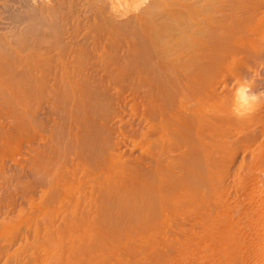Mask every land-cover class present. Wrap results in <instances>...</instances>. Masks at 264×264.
Here are the masks:
<instances>
[{"label":"bare ground","instance_id":"obj_1","mask_svg":"<svg viewBox=\"0 0 264 264\" xmlns=\"http://www.w3.org/2000/svg\"><path fill=\"white\" fill-rule=\"evenodd\" d=\"M61 1L31 9L49 38L0 34V258L15 248L27 263L114 264L121 247L138 264L159 257L169 218L231 228L221 172L240 147L264 143V105L244 100L250 64L264 62V0L131 14L91 0L81 35L68 10L56 15ZM125 100L142 107L129 124L137 152L121 137ZM234 248L232 263L245 264Z\"/></svg>","mask_w":264,"mask_h":264},{"label":"rangeland","instance_id":"obj_2","mask_svg":"<svg viewBox=\"0 0 264 264\" xmlns=\"http://www.w3.org/2000/svg\"><path fill=\"white\" fill-rule=\"evenodd\" d=\"M47 1L43 0V2H42V0H38V1L37 0L36 1L35 0H0V34H3V36H5L6 34L7 35L9 34L7 36V39H8V37L11 38L14 36L16 37L18 35L19 36H23V35L24 36H26V35L31 36L33 34H36L37 32H38L37 34H39V35H42V34L45 35L46 34L45 36L47 37V35H48L47 33H49L48 32L49 28H44L41 26V21L37 17V15H35L36 13H34L33 10H32L33 14L31 15V9L34 8L35 4H41L40 2H42V3H50L51 2V4L53 2L55 4L57 0H47ZM59 1H61V0H58V2ZM92 1L91 0H65V1L63 0L59 4L57 2V5H58L57 9H61V11L57 10V11H59V13L57 12L58 14H56V15H58V17L60 19H61V17L62 18L64 17L65 21L69 17L68 18L70 20L68 22L69 29L73 28L75 30V28H77V30L79 29L78 33L81 32L82 34H84V32L86 31V28H87L85 25H87V22H88L86 20L91 19L93 16L92 14L94 12L93 11L94 4L92 5V3L95 0L93 2ZM113 1L115 2V4L116 3L118 4V8H120V9L122 8L123 10L126 9V10H124V13L126 11H128L129 14H131V10L133 13L134 12L136 13L137 10H138L137 12H140L141 10L144 9V6L146 8H148V7L150 8V6L154 7L155 4L157 3L158 7L161 6L162 8H164L165 6L170 5V3H172L173 1H175V2L181 1L182 2L185 0H177V1L176 0H173V1L172 0H159V1L158 0H146V1L144 0L145 3H144V1L141 2L142 4L140 3L143 6V8H142V6H140V4H138V6L134 5V7H132L133 6L132 4H134L132 2L134 0H113ZM127 1H128V3H126ZM65 2H66V4H65ZM61 3L64 4L63 6L65 8L62 5H60ZM148 3H150V4H148ZM67 4H69V5H67ZM117 4H116V7H117ZM71 5H72V8L69 9V7H71ZM60 6H62V8ZM67 6H69V7H67ZM91 6L93 7L92 9H91ZM124 6H126V7H124ZM128 6H130V7H128ZM138 7H139V9H138ZM88 8H90L93 11V12H91L92 14H90L91 17H90V15L88 16V14L91 11ZM133 8H135V9H133ZM129 9H131V10L129 11ZM61 12L64 14H62ZM121 12H122V10H121ZM128 12H127V14H128ZM67 14L69 16H67ZM75 14L77 17L75 16ZM86 14H87V16L85 17ZM33 15L36 19L33 18ZM71 15H74V16L71 17ZM26 16H29L27 18L32 19V20L30 19L31 23H30V21H28L29 19H27ZM65 16H67V18ZM79 17H81V18H79ZM85 18H88V19H85ZM73 20H74V22H73ZM76 20H79V21H76ZM26 21H28V22L26 23ZM34 21H36V22L40 21V22L37 25L36 22L34 24ZM23 22H25V23H23ZM75 22L78 24H81V23L82 24L80 26L78 25V27H77L76 25H74V24H76ZM28 24H30V25H28ZM31 24L33 27L31 26ZM27 25H28V27H27ZM63 25H65V23ZM74 26H75V28H74ZM40 27H41L42 31H40L41 30ZM65 27L66 26H63V29ZM21 28L22 29L24 28L25 31L27 30L26 31L27 34L25 33L24 29L21 30ZM29 28H31L29 31H31L32 34H30V32H28ZM33 28L35 29V31H33L34 33L32 32V30H34ZM18 29H20V30L18 31V33H16L15 31ZM44 29H45V31H44ZM71 29H70V31H72ZM23 31H24V34L22 33ZM14 33H15V35H14ZM81 33H79V34L81 35ZM47 38H49V37H47ZM12 39H14V38H12ZM260 64H262V65H260ZM262 69L264 70V62H259V61L254 62V63H251L249 66L248 70L250 73V77L247 79L248 82L246 83L245 93H244L245 94L244 100H245V102L249 101V105L250 104L251 105L253 104V106L264 105V80H263L264 75L262 74V73H264V71ZM260 71H262V72H260ZM262 75H263V77H261L262 79L258 78ZM254 76H256L257 78ZM251 78L253 80V83L249 82V81L252 82ZM256 79H259L261 81L256 80ZM249 84H250V86H249ZM251 84H254V85L252 86ZM127 96H128V94L126 95V97ZM126 100L130 101L129 96H128V98H126ZM126 100L122 104L124 110H123V108H121L122 109L121 113L123 114V116L121 114V116L123 117L122 118L123 119L122 120V122H123L122 127H123L124 132H125V135L121 134V135H123L121 137H124V138L126 137L125 141L122 138L123 144L126 142L125 145H128L130 148L135 147L136 149H134V148L133 149L135 151L136 150L138 151V149L141 145L140 141H142V139H140L141 138L140 136H139V138H138V136H135L136 138L132 137L133 136L132 130L130 128L131 125H129V124L136 126V123H138L137 121H139V119H140L139 116L142 114V107L139 104L140 105V111L136 110L138 108V105H137V108L136 107L133 108V106H132V108H131L132 110H131V109H129L131 107V104L128 103V101L126 102ZM262 102H263V104H262ZM124 103L127 106L124 105ZM124 132H122V133H124ZM258 139H257L258 143L253 142V143H250V145L247 143L244 146L240 147V149L238 151L237 158L233 162L232 161H226L225 165L226 164L227 165L225 168L227 170L226 169L223 170L224 167H222V165H224V164L221 165L223 172H226V173L221 172V176H222V174H224L222 176L223 177L222 179H224V180H223V184H222L223 186L221 187V194L222 195H221L220 199H221L222 203L224 204V208L226 209L227 220H228V217H230L229 218L230 221L229 220L228 221L230 224L231 223L233 224V225L231 224L232 227L228 229L227 227L220 226L213 231L211 230L212 232L208 231V230H207L208 232H206V230L200 229L199 225H195L196 223L194 224V222H192L194 225L193 224L191 225V222H190L191 220L186 219V216H184L185 219L182 220L183 223H182V221L180 222V221L174 219V217L169 218L168 219L169 221H167V223H166L167 225L165 226L163 233H161V237L163 238L164 241L167 240V242L160 245L159 257H152L149 260L144 261V262L142 260L141 262L139 261L140 263H138V264H141V263L142 264H166V263L167 264H233L232 263V262H234V257L232 258V256H233L232 250L233 249H231L229 251L231 253L227 252L231 246H232V248L236 246V248H234V249H236L237 252L239 251L240 255L242 257L243 256L245 257V258L243 257V259H242L243 263H245V261H246L247 264H255L257 262V259L259 260L262 252L264 253V188H263L264 187V151H263L264 146H262L264 143L262 141L263 140L262 138L259 137ZM259 142H260V144H259ZM257 146L258 147L261 146V147L258 148ZM253 152H254V154H253ZM227 171H228V174H227ZM235 176H236V178H235ZM240 182H241V184H240ZM238 210H240V211L238 212ZM256 221H257V223H256ZM188 222H190V223H188ZM233 226H234V228H233ZM181 227H183V228L181 229ZM185 230L187 232H185ZM23 232H24V230H23ZM171 238L174 242L171 240ZM230 239L232 241L231 243H233L232 245H231V243H229ZM228 240H229V242H228ZM234 240H236V241H234ZM1 243H2V241H0V244ZM121 249H122L121 247H119V248L117 247V248H112V250L111 249L109 250L112 253V254H110V257L112 259L110 263H112V262H115L114 264H119V263L124 264L125 262H126V264L128 263L126 260V255H124L125 252L123 251V249L122 250ZM17 250L18 249L11 248L8 252H5L2 255V257L0 258V264H8L12 260L13 261L10 264H13V263L14 264H20V263L24 264V262H25V264H34L33 259H32V261L30 259H27L28 261L30 260L29 263H27L25 261L26 260L25 252H22L23 253L22 254L21 251L19 252V250L18 251ZM117 251H118V253H117ZM120 251H122V252H120ZM113 252H115V253H113ZM247 252H249V253H247ZM122 253H123V257H122ZM9 254H11V255H9ZM230 255H232V256H230ZM19 256H20V258H19ZM121 258H122V263L120 260ZM14 259H17V260L15 261ZM118 260H119V262H118Z\"/></svg>","mask_w":264,"mask_h":264}]
</instances>
